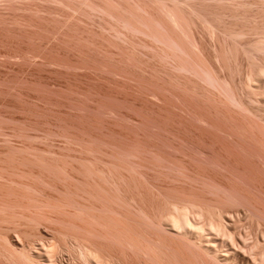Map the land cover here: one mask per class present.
Listing matches in <instances>:
<instances>
[{
    "label": "rangeland",
    "instance_id": "rangeland-1",
    "mask_svg": "<svg viewBox=\"0 0 264 264\" xmlns=\"http://www.w3.org/2000/svg\"><path fill=\"white\" fill-rule=\"evenodd\" d=\"M0 203V264H87L109 209L264 264V0H0Z\"/></svg>",
    "mask_w": 264,
    "mask_h": 264
},
{
    "label": "bare ground",
    "instance_id": "bare-ground-1",
    "mask_svg": "<svg viewBox=\"0 0 264 264\" xmlns=\"http://www.w3.org/2000/svg\"><path fill=\"white\" fill-rule=\"evenodd\" d=\"M7 203H9V202H7ZM192 203H194V202H192ZM2 204H4V203H2ZM16 204H14V206H16ZM9 205H13V203H10ZM2 206H4V205H2ZM17 206H19V205L17 204ZM0 207H1V205H0ZM5 207H9V206L6 205ZM9 209H10V207H9ZM105 209H106V207H105ZM108 209H106V211ZM185 209L186 210H182L181 213L178 216V219H177V221H178V223H177L178 224V229L181 230V232L184 231L185 234L186 233L189 234L190 231L191 232H195V233L196 232L197 233L200 232V230L203 228V226H201L199 224L202 227V228L201 227L199 228L197 223L195 221L191 220L192 218L189 216L190 212L188 211L189 212L188 213L187 212V208H185ZM7 210H8V208H7ZM12 210H13V207H12ZM100 210L101 211L103 210L102 213L104 215L105 214L104 213V207H102V209L100 208ZM109 210L111 211V209H109ZM110 211H108V213ZM111 212H113V210ZM111 212H110V215L108 213L105 214L106 218H105V215H104V219L105 220L102 219L103 218L102 216H100L102 218L99 217L102 220H100V219L98 220L97 216H94V215L91 214L92 216H94V219L96 217V220H93V217L91 218L92 220L90 218H87L85 220V223L88 222L87 226H86L85 223H83V224L74 223L73 224V222H72L71 227L73 228V225H76L79 228H77L75 226L77 229H75V227H74V230L80 229L82 232L83 231L85 232V230H86L87 233L85 232L86 233L85 236L87 237V239H85V240L86 241L88 240L90 245H91V248H90V245L88 247L90 249L94 248L93 250H95V251L97 250L98 253H99V249H97V247L98 248L101 247L99 245L101 243L104 244L103 242H106V243H109V244H112V245L115 244V246L117 245V249H119V251H120L119 252V256L123 258V260L120 259V261H123L122 262L123 264H134L133 261H137L138 264H142V262L144 264H212L213 263L212 261L211 262L209 261L210 260L209 258L207 260L205 257L201 256V254L203 252L202 253L201 252L195 253L196 251H194L193 245H192L193 252H191V250H190V252H188L189 249H191L190 248V244L188 242L185 245H189V247L187 246L189 249H187L185 247V245H184L185 241L184 240H183L184 242H182V241H180V242L183 243V247L186 248V249H184L180 245L181 243L178 242V240H182V239H178L177 240L175 238V242H174V240H173L174 237L172 238V236H174V233L171 232L172 233L171 236H168L170 234L167 231H165V232H167L166 235H165V236H167V238H166L164 236L165 232L161 234V230L160 229L158 230L157 228H153V229H157V230H156V232L152 231L153 229L151 228L152 226H150V224H149L150 222L147 223V221L146 222L143 221L144 223H142V222L140 223L139 222L140 219L138 218L139 216L136 219L139 223H137L136 221H133L134 224H132L133 223L132 220H134V217H136V216H134L133 218L132 217L129 218V216H126V215L125 216L122 215L120 217L119 216L116 217V215L119 214V213L116 212L117 214L116 215L113 214L114 215L113 216V215H111ZM126 217H128L129 220L130 219H132V220L128 221V218H126ZM88 219H90V220L88 221ZM142 220H140V221H142ZM177 221L175 220V222H177ZM70 222L67 223L69 226H70ZM151 222H153V224H154L155 221L152 220ZM145 223H147L149 226L147 224H145ZM158 225L160 226V224H158ZM160 228H162V226ZM205 229H207V228H205ZM80 230H78V231H80ZM215 230H216V228H215ZM158 231H160V234H159ZM85 233H83V234H85ZM177 234L178 233H176L175 237L177 236ZM182 234L184 235V233H182ZM200 234H202V232H200ZM169 237L172 239V240L170 239L171 241L168 240ZM184 237H185V235H184ZM187 237H188V235H187ZM98 240L102 241V242H100V244H99V242H97ZM211 240H212V243L209 244V248H212L215 244L217 245L215 240H213V239H211ZM97 244H99V245L97 246ZM109 244H108V246H110ZM53 248H54V246H52V248H51L54 251ZM89 248H86V249H88V251H90ZM51 249H50V251H51ZM53 251H51V252H53ZM88 251H84L83 248H82V250L80 251V254L86 260V263L90 264L91 263V255L93 253H96L97 251L96 252L92 251V253L90 252L91 255H90V253H87ZM108 251H110V250H108ZM111 257H112V255H111ZM51 258L49 257L48 260H52L53 259V258L52 259ZM108 259L110 260V258H108ZM34 261H33V264L37 260L35 262ZM38 261H39L40 264H48L47 263L48 261L47 260L45 261V259H44V257L42 255L39 256ZM49 263L52 264V262H49ZM109 263L110 262H108V264ZM55 264H56V262H55Z\"/></svg>",
    "mask_w": 264,
    "mask_h": 264
}]
</instances>
